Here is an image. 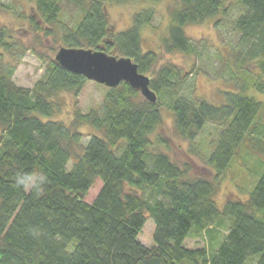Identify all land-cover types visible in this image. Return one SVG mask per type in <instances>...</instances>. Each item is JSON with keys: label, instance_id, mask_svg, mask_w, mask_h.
<instances>
[{"label": "trees", "instance_id": "1", "mask_svg": "<svg viewBox=\"0 0 264 264\" xmlns=\"http://www.w3.org/2000/svg\"><path fill=\"white\" fill-rule=\"evenodd\" d=\"M25 1L34 5L29 17L34 31L54 38L59 48L131 58L141 73L151 75L158 100L150 102L122 82L106 93L100 107L86 112L77 107L68 122L55 119L60 96H79L85 76L51 59L42 78L26 88L14 82V67L2 64L0 264H247L255 255V264H264V173L247 199H228L223 207L215 200L219 176L244 145L264 156V0H173L167 5L163 46L190 55L195 46L186 27L226 15L231 4L243 10L232 24L240 37L232 64L235 88L223 91L219 104L180 95V69L169 65L156 71L157 53L143 49L141 30L154 20L152 5L164 0ZM65 1L80 9L76 23L66 19ZM129 1L151 6L135 13L127 29L117 30L106 5ZM0 6L15 10L2 0ZM0 47L13 57L26 52L8 27L0 28ZM167 91L172 98L166 105L181 138L195 141L208 123L219 128L204 157L215 171L213 179L189 175V166L180 167L154 147L151 135L162 122ZM83 127L99 133L85 141ZM35 172L47 176L38 194L16 185L18 174ZM98 179L102 188L88 202ZM147 215L155 223L150 247L140 240ZM224 217L230 224L214 254L187 247L193 233L213 237Z\"/></svg>", "mask_w": 264, "mask_h": 264}, {"label": "rangeland", "instance_id": "2", "mask_svg": "<svg viewBox=\"0 0 264 264\" xmlns=\"http://www.w3.org/2000/svg\"><path fill=\"white\" fill-rule=\"evenodd\" d=\"M173 0H164L155 6L156 15L151 25L141 30L142 47L145 51L157 53L158 61L156 71L172 65L180 69L181 81L176 89L182 96L198 100L205 98L213 103L223 102V91L235 88L233 79L234 49L239 48V33L234 29L233 20L243 11L236 4H231L226 15L213 18L200 24L190 25L185 28L187 36L195 46V54H186L175 50L166 51L162 39L168 32L169 17L167 5ZM3 3L14 5L15 10L0 6V28L8 27L16 43L22 52L14 53L13 57L4 48L0 47V67H14V82L26 88H33L35 83L42 78L48 68L51 59H55V47L59 43L54 38H47L43 34L34 31L30 25L29 17L34 13V5L25 0H2ZM150 3L129 1L124 3L108 2L106 10L112 25L117 30H125L131 26L134 14ZM65 17L71 23H76L81 14L79 8L69 2H64ZM23 13L26 18H22ZM252 68V67H251ZM152 74V73H151ZM148 76H151L148 74ZM109 86L88 80L79 96L64 93L60 96L62 108L55 119L70 121L74 110L78 107L86 112L91 108L100 107L104 101ZM166 99L161 105L162 122L152 133L154 147L166 153L180 167H190L189 175L193 177H205L213 179L215 171L206 162L204 157L208 154L212 145L209 142L216 138L217 125L208 123L204 126L195 141L190 142L181 138L176 130L171 110L166 104L172 96L166 92ZM144 97V96H143ZM84 140L87 141L93 134H98L91 127H83ZM248 153V157H243ZM264 173V156L251 150L249 144L244 145L238 157L230 167L219 176V187L215 200L219 207H223L228 199H247L249 191L258 182ZM102 181L98 179L89 190L85 200L93 202L102 188ZM218 232L210 238L204 231L200 234L193 233L186 240L187 247L209 249L210 254L218 249L225 238L230 219L224 217L220 223ZM196 228H193V231ZM155 230L154 220L147 215V222L140 234L141 242L150 247L153 245ZM256 259V260H255ZM259 255L252 256L247 264H255Z\"/></svg>", "mask_w": 264, "mask_h": 264}, {"label": "water", "instance_id": "3", "mask_svg": "<svg viewBox=\"0 0 264 264\" xmlns=\"http://www.w3.org/2000/svg\"><path fill=\"white\" fill-rule=\"evenodd\" d=\"M55 60L65 69L85 76L88 80L109 86L127 82L150 102L156 103L157 94L150 88L151 78L139 71L129 57H117L101 50L61 47Z\"/></svg>", "mask_w": 264, "mask_h": 264}, {"label": "clouds", "instance_id": "4", "mask_svg": "<svg viewBox=\"0 0 264 264\" xmlns=\"http://www.w3.org/2000/svg\"><path fill=\"white\" fill-rule=\"evenodd\" d=\"M47 182V176L43 172L20 173L16 177V185L23 187L25 190H32L39 193L42 186Z\"/></svg>", "mask_w": 264, "mask_h": 264}]
</instances>
